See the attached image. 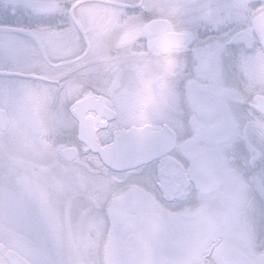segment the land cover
I'll use <instances>...</instances> for the list:
<instances>
[{
    "label": "snow or ice",
    "instance_id": "snow-or-ice-1",
    "mask_svg": "<svg viewBox=\"0 0 264 264\" xmlns=\"http://www.w3.org/2000/svg\"><path fill=\"white\" fill-rule=\"evenodd\" d=\"M0 264H264V0H0Z\"/></svg>",
    "mask_w": 264,
    "mask_h": 264
},
{
    "label": "flooded vegetation",
    "instance_id": "flooded-vegetation-1",
    "mask_svg": "<svg viewBox=\"0 0 264 264\" xmlns=\"http://www.w3.org/2000/svg\"><path fill=\"white\" fill-rule=\"evenodd\" d=\"M222 146H220V150H222V148H221ZM202 240H203V238L202 237H199V236L193 238V241H192V251H193V254H196L198 252L199 246L202 243Z\"/></svg>",
    "mask_w": 264,
    "mask_h": 264
},
{
    "label": "rangeland",
    "instance_id": "rangeland-1",
    "mask_svg": "<svg viewBox=\"0 0 264 264\" xmlns=\"http://www.w3.org/2000/svg\"><path fill=\"white\" fill-rule=\"evenodd\" d=\"M230 150L231 149H230V146L228 144L222 146V152H229Z\"/></svg>",
    "mask_w": 264,
    "mask_h": 264
}]
</instances>
